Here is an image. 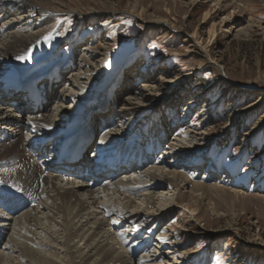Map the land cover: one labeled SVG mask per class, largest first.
Here are the masks:
<instances>
[{
  "label": "rangeland",
  "instance_id": "374dc122",
  "mask_svg": "<svg viewBox=\"0 0 264 264\" xmlns=\"http://www.w3.org/2000/svg\"><path fill=\"white\" fill-rule=\"evenodd\" d=\"M119 1L117 6L107 0L60 1L81 9L78 12L50 0L52 6L44 9L49 18L41 15V24L33 29L42 36L35 44L43 49L35 55L37 61L23 71L25 76L32 77L36 67L40 74L62 64L65 68L61 80L69 85L79 73L85 87L114 85L117 81L114 91L100 94L99 102L104 105L113 104L116 97L126 98V87L139 93L146 87L144 83L166 79L164 88L155 90L154 98L144 108H115L113 118L129 122V127L115 129L140 136V129L148 125L151 130L160 128V122L171 124L167 141L160 142L164 149L166 145L168 158L160 164L167 170L186 173L192 172L195 165L207 170L209 164L217 166L221 175L215 179H202L204 175L190 178L191 182L218 187L200 194L183 188V200L175 202L170 217L161 218L163 213L157 207L153 217L141 215L133 225L123 226L121 230L126 232L122 247L132 255L139 251L137 243L144 245L136 252L135 262L129 256L132 264H150L140 261L145 254L147 259L156 258L151 264H264V0ZM6 15L10 19V12ZM154 19L171 23L173 29L155 25ZM213 24L216 34L210 40L208 30ZM195 30L198 37L192 38ZM74 53L81 59L89 56L91 69L96 70L93 79L83 75L87 69L83 60L78 63L75 59L70 66ZM123 79L126 86L122 85ZM111 92L116 93L108 102ZM72 101L70 106L75 109L77 102ZM96 115L93 112L95 120ZM179 134L188 139L196 135L201 138L187 141L192 142L189 157L183 155L187 146L178 148L180 144L173 139ZM26 138L29 134L21 135L20 143ZM14 140L0 142V147ZM178 156L189 161L188 165H179ZM165 183L157 192L167 190L169 185ZM147 231L151 238H146ZM19 261L32 264L28 259ZM67 263L71 264L65 257L57 264Z\"/></svg>",
  "mask_w": 264,
  "mask_h": 264
},
{
  "label": "bare ground",
  "instance_id": "6f19581e",
  "mask_svg": "<svg viewBox=\"0 0 264 264\" xmlns=\"http://www.w3.org/2000/svg\"><path fill=\"white\" fill-rule=\"evenodd\" d=\"M49 1L0 0V142L15 139L5 147H0V181H3L0 183V264H21L19 261L21 259H28L32 264H57L63 263L65 257L70 259L71 264H132L129 257L131 252L128 253V249L122 247L126 231L121 228L133 225L136 218L141 215H148L151 218L157 207L158 211L163 213L161 218L170 217L169 212L175 206V202L179 204L177 201L183 200V188H189L191 194H200L202 192L199 191L218 187L216 184L191 182L190 175L198 178L204 175L202 179L211 180L221 173L217 166L212 167L210 164L208 170L205 166L200 168L195 165L191 167L190 173L175 171L174 168V170L163 168V164L160 163L165 162L168 157L165 156L166 145L164 149L160 142L166 140L171 131L167 128L171 124L165 121L158 124L160 128L154 127L150 130L148 125L140 129L143 132L140 136L129 135L123 132L122 128L115 129L119 126L129 127L127 119L113 118L112 112L115 108L133 111L144 108L154 98L152 93L161 89L166 79L163 81L162 78H155L144 83L143 87H146L139 93L126 87L124 99L116 96L114 98L116 92H111L112 96L108 95V102L112 101L113 97V104L104 105L99 102L100 94L114 91L117 81L114 85L98 84L85 87L83 81H79V73L69 85V82L61 80L65 68L62 64H56L48 69L49 72H43L44 74L42 72L38 74L41 70L36 67L33 76L26 77L27 68L37 61L34 57L40 55L43 49L38 42L35 44L42 36L33 32V29L41 24V15L49 18L45 14L47 7L52 6ZM58 1L59 6L70 8V11L81 10L76 7L72 9L69 4ZM107 1L113 6H117V2L120 3L119 0ZM7 12L11 14L8 20ZM38 17L39 20L35 21ZM152 21L155 25L161 24L173 29L171 23L162 19ZM215 34L213 24L208 30L210 40H213ZM197 37L198 32L195 30L192 38ZM26 55L30 56V59H18ZM71 59L73 61H70V66L75 59L78 63L83 60V65L87 68L83 75L93 79L96 70L91 69L89 56L81 59L74 53ZM43 75L48 76L47 79L51 81L50 88L48 90L46 87L41 88L40 98L45 101L41 108H33L24 101L25 95L21 90L28 88ZM124 80L122 85L126 84ZM55 82H60L58 92L54 87ZM7 100L15 102L13 107L2 106ZM72 100L77 102L75 109L70 106ZM93 112L97 113V120L93 118ZM126 116L130 119L129 114ZM117 121L118 124L115 126ZM95 124L98 128L95 129L97 133H93L92 127ZM24 133L29 134L30 138L20 143L19 138ZM178 136L180 134L173 139H177L180 144L178 148L187 146L183 155L189 157L187 154L192 151L188 146L192 142L187 141L201 138H196L197 135L194 136L195 139H188L182 135L177 138ZM144 139H148L147 144H143ZM76 142L80 144L76 146ZM90 146H94V150L92 153H86V156L93 158L89 163L88 172L93 171L96 180L93 178L89 180L88 177L79 178L75 176L74 171L68 169L74 167L78 170L79 166L87 165L88 162L85 164L83 162L85 159L70 164L64 161L58 163L53 157L52 151L55 149L57 151L67 147L68 150L82 154ZM40 150L47 151L49 156L42 155ZM88 151L91 152V149ZM162 151L163 155L160 154ZM64 157L62 159L70 158L71 155L65 154ZM181 157L178 156L177 162H180L181 166H187L189 161ZM171 163L167 160V164ZM101 165L106 166L100 169ZM165 182L169 185L167 190L161 189L162 192H157ZM151 184L155 185V188L150 187ZM145 185H148V190L145 189ZM129 196H139V199L134 200ZM40 209L43 211L39 213ZM145 235L146 238H151L148 231ZM33 239L38 241L34 242ZM80 242H83V245ZM137 244L136 248L141 251L144 245ZM136 252L133 251L131 255L133 262L137 259ZM140 261L151 264L156 258L147 259L145 254Z\"/></svg>",
  "mask_w": 264,
  "mask_h": 264
},
{
  "label": "snow or ice",
  "instance_id": "6c2138e0",
  "mask_svg": "<svg viewBox=\"0 0 264 264\" xmlns=\"http://www.w3.org/2000/svg\"><path fill=\"white\" fill-rule=\"evenodd\" d=\"M152 46L155 47L156 45H152ZM18 59L26 60V59H30V56L26 55V56L18 57ZM0 183H3V181H0Z\"/></svg>",
  "mask_w": 264,
  "mask_h": 264
}]
</instances>
